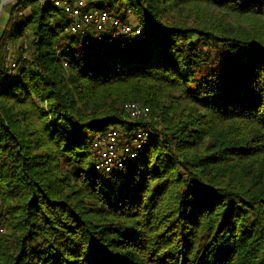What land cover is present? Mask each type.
Masks as SVG:
<instances>
[{"label":"trees","instance_id":"trees-1","mask_svg":"<svg viewBox=\"0 0 264 264\" xmlns=\"http://www.w3.org/2000/svg\"><path fill=\"white\" fill-rule=\"evenodd\" d=\"M42 1L0 15V264H264V0L107 1L123 47ZM111 128L150 135L97 171Z\"/></svg>","mask_w":264,"mask_h":264},{"label":"built area","instance_id":"built-area-1","mask_svg":"<svg viewBox=\"0 0 264 264\" xmlns=\"http://www.w3.org/2000/svg\"><path fill=\"white\" fill-rule=\"evenodd\" d=\"M50 1L71 18L68 26L70 32L91 33V36L84 40L83 46L91 45L95 41H106L108 45L123 47L137 43L145 37L144 30L138 23H133L128 17L124 18L111 11L108 8V2L102 3L101 7L93 6V8L86 0H43L42 2L48 5ZM125 107L132 116L138 118L151 114L150 107L140 102L127 101ZM149 135L150 131L140 130L122 140L121 132L117 128L107 130L105 134L98 136L92 145L95 151L96 170L110 172L114 168L122 167L126 164L130 153L136 155L137 151L144 146ZM1 210L0 207V212ZM3 229L4 226L0 223V231Z\"/></svg>","mask_w":264,"mask_h":264},{"label":"rangeland","instance_id":"rangeland-1","mask_svg":"<svg viewBox=\"0 0 264 264\" xmlns=\"http://www.w3.org/2000/svg\"><path fill=\"white\" fill-rule=\"evenodd\" d=\"M107 1H112V2H114L115 3V5H122V3H124V2H122L121 0H97V1H95L94 2V4L96 5V6H98V7H101L102 6V3H105V2H107ZM125 9H126V16L128 17V19L129 20H131L133 23H136L135 22V19H134V16H132V11H131V9H130V7L129 6H126L125 7ZM130 10V11H129ZM109 49V48H108ZM69 50H72V48H69ZM140 102V101H139ZM140 103H143V102H140ZM144 104V103H143ZM149 106V105H148ZM150 107V106H149ZM151 114H149L147 117H141V118H148V119H151ZM149 131V130H148ZM131 154V153H130ZM129 157V156H128ZM128 157H127V159H128Z\"/></svg>","mask_w":264,"mask_h":264},{"label":"water","instance_id":"water-1","mask_svg":"<svg viewBox=\"0 0 264 264\" xmlns=\"http://www.w3.org/2000/svg\"><path fill=\"white\" fill-rule=\"evenodd\" d=\"M11 1H13V0H0V15L2 14L7 3L11 2Z\"/></svg>","mask_w":264,"mask_h":264}]
</instances>
